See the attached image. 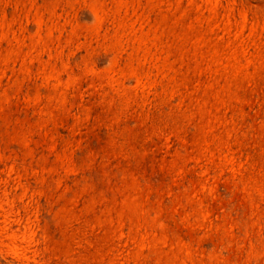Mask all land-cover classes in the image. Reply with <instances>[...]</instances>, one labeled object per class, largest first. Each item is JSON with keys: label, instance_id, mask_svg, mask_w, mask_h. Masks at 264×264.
Instances as JSON below:
<instances>
[{"label": "rangeland", "instance_id": "rangeland-1", "mask_svg": "<svg viewBox=\"0 0 264 264\" xmlns=\"http://www.w3.org/2000/svg\"><path fill=\"white\" fill-rule=\"evenodd\" d=\"M0 264H264V0H0Z\"/></svg>", "mask_w": 264, "mask_h": 264}]
</instances>
